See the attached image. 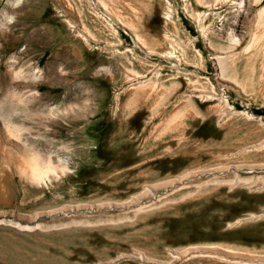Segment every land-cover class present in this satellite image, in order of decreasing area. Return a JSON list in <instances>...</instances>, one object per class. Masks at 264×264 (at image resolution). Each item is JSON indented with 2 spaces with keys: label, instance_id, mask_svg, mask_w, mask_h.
Segmentation results:
<instances>
[{
  "label": "rangeland",
  "instance_id": "374dc122",
  "mask_svg": "<svg viewBox=\"0 0 264 264\" xmlns=\"http://www.w3.org/2000/svg\"><path fill=\"white\" fill-rule=\"evenodd\" d=\"M124 1L143 50L93 0H0V138L64 167L39 184L0 158V264H264V102L212 59L236 14Z\"/></svg>",
  "mask_w": 264,
  "mask_h": 264
},
{
  "label": "bare ground",
  "instance_id": "6f19581e",
  "mask_svg": "<svg viewBox=\"0 0 264 264\" xmlns=\"http://www.w3.org/2000/svg\"><path fill=\"white\" fill-rule=\"evenodd\" d=\"M60 1L64 2V0H60ZM213 1L224 2L225 5L227 6V9L230 11H234V14H236L233 23L230 24L229 22L231 20L227 19L228 23H226L227 29L225 33L226 44L222 48V52H221L223 56L222 57L215 56L214 58H212L215 62V66H217L218 69L219 68L223 69L225 65L230 68H236L237 64L239 62H242L244 69L242 71L246 75V79L248 80V78H251L255 80L254 83L249 87L248 91L253 95H255L256 97L260 98L262 102H264V5L259 7L257 10H254L255 11L254 14L250 19H248L247 31H246L248 33V39L246 40L244 46H242V42H241L242 40L235 33V28H236L235 23L237 21V17L241 15V11L245 5V0H213ZM262 1L263 0H250V5L245 10H248L249 12V10L253 9V7L261 5ZM93 2L97 7L100 8V10L102 11V15L105 18L109 19V23H108L109 25L114 24L119 27H123L125 29L128 28V30L130 29L133 32L136 47L143 50V48H145V46L150 43L149 39L142 37L138 32L139 10L137 7L132 5V3L126 2L124 0H108V2L104 0H93ZM122 7L127 8L131 13L130 14L131 16H129V13L123 11ZM68 24L71 25L70 23ZM75 25H77L78 27L77 34L79 35V37H81L85 41L88 38H90L91 40L93 39L91 37V34L87 32V30L81 24H75ZM197 25L202 30L201 31L202 37L205 38L207 47L210 50L215 49L208 40L207 32L204 31L205 29L203 30V24L199 21V19ZM71 26L72 28H74V25ZM155 43L157 45L159 44V42H155ZM166 56L168 58L174 57L171 54H168ZM253 66H256V72L253 71L252 69ZM221 73H223V71H221ZM232 82H234L242 91H246L245 88L248 87L245 85V82L243 83L237 82L236 75L235 78L232 79ZM163 121H161V123ZM179 121L180 118L175 115L168 120V122L173 125H179ZM258 146L264 148V140L261 143H259ZM0 158L8 165H11L14 168L17 175L27 179L26 181H30L33 183L40 184V182L44 181L46 177H48V175H53L57 173L58 169L60 173L64 171L63 166H61V168H57L48 159L41 158L37 153L25 147H21L19 149L14 146L10 147L5 142H3L1 138H0Z\"/></svg>",
  "mask_w": 264,
  "mask_h": 264
},
{
  "label": "clouds",
  "instance_id": "9594fccd",
  "mask_svg": "<svg viewBox=\"0 0 264 264\" xmlns=\"http://www.w3.org/2000/svg\"><path fill=\"white\" fill-rule=\"evenodd\" d=\"M9 19H11V18H9Z\"/></svg>",
  "mask_w": 264,
  "mask_h": 264
}]
</instances>
